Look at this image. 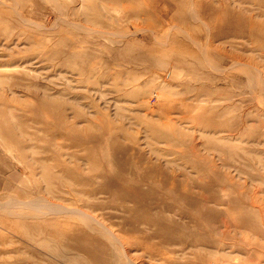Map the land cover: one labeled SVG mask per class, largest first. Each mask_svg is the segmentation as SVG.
I'll list each match as a JSON object with an SVG mask.
<instances>
[{
  "label": "rangeland",
  "instance_id": "1",
  "mask_svg": "<svg viewBox=\"0 0 264 264\" xmlns=\"http://www.w3.org/2000/svg\"><path fill=\"white\" fill-rule=\"evenodd\" d=\"M0 264H264V0H0Z\"/></svg>",
  "mask_w": 264,
  "mask_h": 264
}]
</instances>
